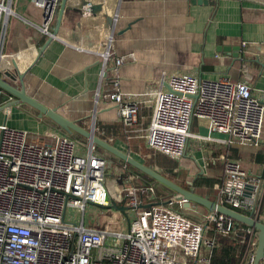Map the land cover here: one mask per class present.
I'll return each mask as SVG.
<instances>
[{
  "label": "built area",
  "instance_id": "built-area-1",
  "mask_svg": "<svg viewBox=\"0 0 264 264\" xmlns=\"http://www.w3.org/2000/svg\"><path fill=\"white\" fill-rule=\"evenodd\" d=\"M33 1L43 8L40 28L50 38L57 37L52 24L60 0ZM16 3L0 0V44ZM87 29L83 43L97 39ZM77 47L86 49L82 44ZM123 61L124 57L117 58L107 96L116 104L121 121L131 126L140 106L121 89L118 66ZM5 93L1 88L0 94ZM0 108L9 110L1 101ZM195 117L204 119L211 133L228 135L230 143L258 145L264 135V92L257 95L248 81L226 76L209 79L173 73L167 87L156 92L145 131L147 145L183 157L195 135ZM53 134V143H33L28 130L0 123V264H211L219 238L232 235L240 240L224 247L231 255L241 247L239 264L254 263L255 227L218 211L205 212L203 221L194 220L171 208L154 185L137 183L140 175L128 174L126 167V172H118L111 191L106 185L112 165L108 158L94 147L83 154L76 139ZM224 173L217 203L260 219L262 177L230 156L224 157ZM173 199L184 201L176 195ZM68 207L80 210L81 219L70 218Z\"/></svg>",
  "mask_w": 264,
  "mask_h": 264
},
{
  "label": "crops",
  "instance_id": "crops-1",
  "mask_svg": "<svg viewBox=\"0 0 264 264\" xmlns=\"http://www.w3.org/2000/svg\"><path fill=\"white\" fill-rule=\"evenodd\" d=\"M61 2L52 24L54 32ZM42 21V7L33 0H17L0 44V77L18 89L25 88L30 96L57 108L81 126L94 127L99 135L104 132L101 126L121 122L116 104L107 95L113 86L117 58L124 57L118 66L120 86L140 106L135 123L126 125L124 132H128V139L144 137L145 145L135 151L129 143L117 139L118 148L144 159L150 157L144 149L150 148L145 131L151 122L156 92L167 87L171 74L190 73L209 79L226 76L232 81H248L257 95L264 92V0H218L215 4L190 0H68L57 37L51 40L40 28ZM86 26L95 34V41L82 42ZM80 44L86 49L78 48ZM4 90L7 93L0 94V101L6 105L16 96ZM8 109L4 112L0 108V123L7 121L12 127L28 130L30 142L53 143V133L69 135L27 103ZM192 132L195 135L188 140L185 155L178 159L179 168L170 171L178 180L180 170H187L188 189L197 190L202 178L201 186L208 188L207 180H211L206 197L217 202L226 156L240 159L264 180V135L258 145L230 143L228 135L211 133L206 121L197 117ZM83 139L86 153L79 149L87 154L91 146ZM109 140L115 139L109 136ZM111 161L108 169H114L116 179L124 167L128 174L136 173L120 159ZM139 180L141 176L136 182ZM184 202L188 208L193 206L194 212H202L198 218L186 215L203 221L202 215L209 210ZM223 239L219 238L217 253L224 249Z\"/></svg>",
  "mask_w": 264,
  "mask_h": 264
},
{
  "label": "water",
  "instance_id": "water-1",
  "mask_svg": "<svg viewBox=\"0 0 264 264\" xmlns=\"http://www.w3.org/2000/svg\"><path fill=\"white\" fill-rule=\"evenodd\" d=\"M67 1L68 0H62L61 2L58 19H57V28L55 30L56 34L58 33L59 28L62 24ZM216 1L218 0H190L191 3H195V4H203V3L215 4ZM51 39L52 38H50V40ZM9 73L10 71H7V74ZM0 87L6 89L14 96H16V99L8 102L5 105L6 107H10L11 105H16L19 103H27L30 106L37 109L39 111L40 116H48L53 121H55L60 127L66 130L68 133L70 134L76 133L87 139L90 143L91 148L94 147L95 145L101 147L112 156L122 160L123 162L137 169L138 171L150 176L159 184L164 185L169 189L173 190L177 197L181 198L184 201H187V203L193 202L199 204L207 208L209 211H218L227 214L244 224L255 227L258 230V242L255 253V260L253 264H264V220L262 221L260 219L253 218L250 215L245 214L237 209L217 203L216 201H213L212 199L206 196H202L196 193L194 190L185 188L184 186L178 184L176 181L172 180L170 177L165 175L163 172L159 171L157 168L142 162L141 160L132 156L128 152L118 148L110 141L99 136L95 132L94 127L87 129L81 126L80 124H78L75 120L69 119L66 116L62 115L57 110V108L48 107L47 105L41 103L33 96H30L26 92L25 88L22 87L21 89H18L12 86L9 82H7L5 79L1 77H0ZM116 207L120 209H124L123 206L117 204Z\"/></svg>",
  "mask_w": 264,
  "mask_h": 264
},
{
  "label": "trees",
  "instance_id": "trees-1",
  "mask_svg": "<svg viewBox=\"0 0 264 264\" xmlns=\"http://www.w3.org/2000/svg\"><path fill=\"white\" fill-rule=\"evenodd\" d=\"M1 88V87H0ZM149 122V119L144 121L145 126H147V124ZM129 127V126H128ZM102 130L104 131L102 134H99L102 138L107 139L108 141L112 142L114 145H116L118 147V142L117 139H122L124 142L129 143V146L132 150H139V147L141 145H145V139L143 138H137V137H130V139H128V132L126 131V133L124 132L126 130V125L124 124L123 121L117 123V124H111V125H106V126H101ZM122 130V131H120ZM123 132V133H122ZM69 135L71 137H73L74 139H76V141H84L83 137L76 134V133H72ZM109 136L114 137V141L109 140ZM145 152L146 154L149 153L150 157L148 159H144L138 155H136L135 153L123 149L126 152H129L132 156L138 158L139 160H141L142 162L151 165L153 167H158L163 173H165L166 175H168L172 180L176 181L178 184L189 188V185H187L185 183V178L188 174L187 170L185 169H181L180 173H179V179L177 180L176 177H172L170 174V171L175 169V168H179L180 166V162L178 160V158L175 157H171L166 153L160 152V151H155L152 148H147L144 146ZM96 151L98 154H101L103 156H105L106 158L113 160V161H118V159L114 156H110L108 152H106L104 149H102L99 146H96ZM149 160V161H148ZM129 170L136 172L138 174H140L141 176V180H139V184H152L157 188V192L158 195L161 199L166 198L167 195H165L163 193V189H169L168 187L164 186V185H160L157 181H155L153 178H151L150 176L138 171L137 169L131 167L130 165H128ZM204 178L200 179L199 182V187L197 190H195L197 193L206 196L207 194H209V192L211 191L212 188V181L211 180H207L208 185L210 187L208 188H203L201 186V182ZM172 191V190H171ZM260 220H264V200H263V206H262V213L260 216ZM239 253L236 252V254L233 253V255L230 254V251L228 249H226V247H224L223 251L220 253H217L214 255V257H212L211 259V264H239L240 260H241V253H240V249Z\"/></svg>",
  "mask_w": 264,
  "mask_h": 264
},
{
  "label": "rangeland",
  "instance_id": "rangeland-1",
  "mask_svg": "<svg viewBox=\"0 0 264 264\" xmlns=\"http://www.w3.org/2000/svg\"><path fill=\"white\" fill-rule=\"evenodd\" d=\"M78 144H79V147H80L81 151H83V153H86L87 144L86 143H81V141H79ZM109 161L113 164V162L110 159H109ZM257 161H258V159H257ZM113 170H114L113 168H109L108 172H107V176H106V185H107L108 189L111 190V191L114 190L115 183H116V178L114 177ZM163 193L165 195H167L166 198H163V200L167 201V204H169V206L171 208L173 207L175 209H179L180 211L183 210V212H185V214L187 213L188 215H190V216H192L194 218H198L199 217V213L202 214V212H200L199 209H195L198 212L197 211L194 212L193 211L194 208L192 209L193 206L188 208V206L186 205V203L184 201H179L177 199L174 200L173 198L175 196V193H174L173 190L171 191V190H168V189H163ZM169 200L170 201L172 200V202H170ZM200 209L203 210V208H200ZM68 215H69V217L71 216V217H73L76 220H80L81 217H82V212L80 210H78V209H72L71 207H68ZM99 216H102V214H100ZM234 239L240 240L238 237L232 235V237L229 238V240L223 239L222 242H224L225 245L226 244H228V245L233 244L234 245V241H233ZM237 249H240V253L242 255L243 250L241 249V247H238V248L236 247L234 254H236V252L239 253V250H237Z\"/></svg>",
  "mask_w": 264,
  "mask_h": 264
}]
</instances>
